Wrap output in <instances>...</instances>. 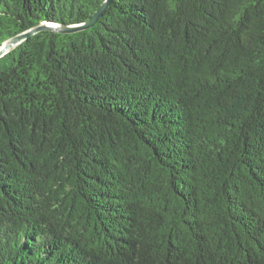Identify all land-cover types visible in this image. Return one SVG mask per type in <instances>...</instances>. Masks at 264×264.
Segmentation results:
<instances>
[{
    "label": "trees",
    "instance_id": "trees-1",
    "mask_svg": "<svg viewBox=\"0 0 264 264\" xmlns=\"http://www.w3.org/2000/svg\"><path fill=\"white\" fill-rule=\"evenodd\" d=\"M105 0H0V45ZM0 264H264V0H111L0 57Z\"/></svg>",
    "mask_w": 264,
    "mask_h": 264
},
{
    "label": "water",
    "instance_id": "water-1",
    "mask_svg": "<svg viewBox=\"0 0 264 264\" xmlns=\"http://www.w3.org/2000/svg\"><path fill=\"white\" fill-rule=\"evenodd\" d=\"M111 0H105L104 3L101 5V7L94 13V15L85 23L78 25V26H57L53 24L48 23H41L37 25L36 27H33L31 29H28L27 31H24L22 33H19L8 40H6L4 43L0 45V57L3 56L5 53L10 51L12 48L20 44L22 41L27 39L29 36L34 35L35 33L41 31V30H53L60 33H69V32H75L78 30L86 29L91 27L99 17L103 15L105 10L107 9L109 3Z\"/></svg>",
    "mask_w": 264,
    "mask_h": 264
}]
</instances>
